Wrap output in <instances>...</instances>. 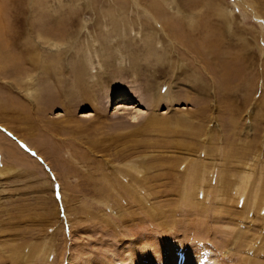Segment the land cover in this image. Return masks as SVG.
<instances>
[{
	"label": "rangeland",
	"instance_id": "obj_1",
	"mask_svg": "<svg viewBox=\"0 0 264 264\" xmlns=\"http://www.w3.org/2000/svg\"><path fill=\"white\" fill-rule=\"evenodd\" d=\"M2 168L0 264H264V0H0Z\"/></svg>",
	"mask_w": 264,
	"mask_h": 264
},
{
	"label": "bare ground",
	"instance_id": "obj_2",
	"mask_svg": "<svg viewBox=\"0 0 264 264\" xmlns=\"http://www.w3.org/2000/svg\"><path fill=\"white\" fill-rule=\"evenodd\" d=\"M38 59V58H37ZM44 73V72H43ZM3 172H5V170H4V168H2L1 170H0V174H3ZM240 189V188H239ZM243 190V189H242ZM190 258H192V256L191 255H188V261H190ZM194 258H196L195 256H194ZM196 260V259H195ZM187 262V261H186ZM186 264H188V262L186 263Z\"/></svg>",
	"mask_w": 264,
	"mask_h": 264
}]
</instances>
